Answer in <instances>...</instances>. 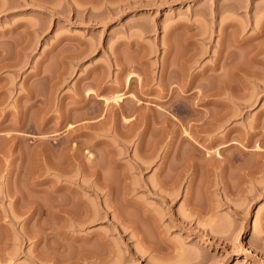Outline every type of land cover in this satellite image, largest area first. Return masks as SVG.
<instances>
[{
  "label": "rangeland",
  "instance_id": "374dc122",
  "mask_svg": "<svg viewBox=\"0 0 264 264\" xmlns=\"http://www.w3.org/2000/svg\"><path fill=\"white\" fill-rule=\"evenodd\" d=\"M230 61H237L233 64L238 67L232 64L231 69ZM219 62H228V67ZM241 67L244 72L239 74ZM225 82L230 86L219 90ZM263 84L264 0H0V264H264V184L250 198L253 190L246 192L250 183L239 180V172L230 166V158L249 162L257 156V144L264 148ZM169 89H174L170 98ZM122 92L128 94L122 101L110 98ZM80 94L83 102L78 103ZM98 96L111 101L104 104ZM131 99L141 102L143 109L137 112L150 115L147 120L151 109L164 107L171 120L165 126L169 132L179 127L178 140L193 120L200 128L205 113L222 114L213 116L218 119L212 132L191 130L199 146L193 152L197 163L193 186L185 168L177 194L175 188L160 187L162 175L175 171L174 163L167 170L166 165L160 167L159 155L155 158L157 150L167 148L170 135L165 134L155 153L148 154L157 123L139 145L136 131L143 126L131 128L134 134H129L126 121L111 116L122 107L130 108L127 116L135 114ZM185 106L198 110L189 115L182 110ZM244 128L247 133L241 131V136L251 134L248 143L237 138L238 129ZM86 135L90 140L103 138L111 149L107 143L91 148L99 173L119 188L117 177L124 168L107 167L108 152L114 150L127 173L122 182L134 187L129 194L154 216V221L143 219L135 206H121L123 214L137 221L140 232L122 229L113 213L76 223L68 217L49 219L31 216L25 208L19 211L25 202L20 208L10 193L26 189L38 167L47 168L46 175L56 183L74 185L72 177L81 180L85 172L78 170V163L70 164L79 168H70L63 178L55 168L65 155L73 156V161L87 158V147L78 150L74 145ZM180 142L172 150L180 147L184 155L193 151L187 140ZM46 154L55 163L59 154V166L50 156L45 160ZM168 155L167 163L174 160L173 152ZM139 161L144 165L141 170L135 167ZM180 165L185 167L187 161ZM29 169L35 171L32 176ZM157 187L165 188L169 200L150 189ZM79 191L92 208L103 206L105 193L98 198L92 189Z\"/></svg>",
  "mask_w": 264,
  "mask_h": 264
},
{
  "label": "bare ground",
  "instance_id": "6f19581e",
  "mask_svg": "<svg viewBox=\"0 0 264 264\" xmlns=\"http://www.w3.org/2000/svg\"><path fill=\"white\" fill-rule=\"evenodd\" d=\"M238 41V40H237ZM224 45V47L227 45V44H223ZM222 45V46H223ZM228 46H230V43L228 44ZM234 46H236V44H234ZM227 47V46H226ZM224 49H228V48H223L222 50H224ZM230 51H231V49H229ZM228 50V51H229ZM226 51V50H225ZM225 53V52H224ZM228 53V52H227ZM226 54V53H225ZM222 56L224 55V54H221ZM220 55V56H221ZM227 55H229V54H227ZM227 55H224V57L226 58V57H228V59H230V56H227ZM255 56V55H254ZM254 56H253V58H251L252 59V61H256L257 59H255V60H253L254 59ZM220 58H222V61L223 60H226L225 58L223 59V57H220ZM227 59V61H229ZM232 60V59H231ZM225 62V61H224ZM224 62H223V64L221 63V62H219L220 63V65H218V66H227L228 67V65H227V63L228 62H226V64L224 65ZM232 62V63H231ZM233 62H235V63H238L237 61H230V63L231 64H229V66L231 65L232 66V64H233ZM166 64V63H165ZM240 64V63H239ZM183 65V64H182ZM182 65L180 66V68L182 67ZM234 65V67H238L237 65L238 64H233ZM231 66H230V68H231ZM243 66V65H242ZM245 66V65H244ZM243 66V67H244ZM162 67V66H161ZM166 67H167V64H166ZM233 67V66H232ZM233 67V68H234ZM240 67V66H239ZM246 67H249V66H246ZM174 68H176V69H179V68H177V67H174ZM184 68V67H183ZM229 68V69H230ZM162 69V68H161ZM182 69V68H181ZM181 69H179V72L180 71H182ZM232 69V68H231ZM230 69V70H231ZM241 69H243L242 67L240 68V70L237 68V70L239 71V74H241V72L243 73L244 71V69L243 70H241ZM248 71H249V69H250V67H249V69L248 68H246ZM162 70H164V67H163V69ZM165 70H166V68H165ZM170 71L172 70L173 71V67L172 68H170L169 69ZM184 70H185V68H184ZM183 70V71H184ZM236 69L234 70V71H236V73H238V71H237ZM167 71V70H166ZM233 71V70H232ZM241 71V72H240ZM251 71V70H250ZM249 71V72H250ZM175 72H177V70L175 71ZM163 73H164V71H163ZM167 72H165V74H166ZM233 73H235V72H233ZM162 74V73H161ZM179 74V73H178ZM182 74L183 73H181V75H180V80H182L183 82H185V85L186 84H188V82H187V80H184L185 79V77L183 78V76L186 74L185 73V71H184V74H183V76H182ZM133 75V74H132ZM166 76V75H165ZM165 76H162V77H165ZM181 76H182V78L183 79H181ZM192 77V76H191ZM126 80H125V87L127 86V89H128V87H129V84H130V81H131V75H129L128 74V76L125 78ZM163 79V78H162ZM189 80V79H188ZM191 81V80H190ZM189 81V82H190ZM193 81V80H192ZM191 81V82H192ZM165 82V83H164ZM220 82H222V81H220ZM224 82V81H223ZM162 83L163 84H166V81H165V78H164V80L162 81ZM226 83V82H225ZM163 84H161V86L163 85ZM180 85L182 84V86L184 85V83H179ZM227 84H229V82L228 83H226V84H222L221 85V83H220V85H221V88L219 87V90L220 89H222V87H224L223 89H225V85H227ZM164 86V85H163ZM162 86V87H163ZM188 86V85H187ZM189 86H190V84H189ZM219 86V85H218ZM230 85H228L227 87H229ZM234 86V85H233ZM233 86H231L233 89H235ZM165 87H167V85L165 86ZM226 87V88H227ZM230 87V88H231ZM261 87H262V89H263V87H264V84L263 85H261ZM170 90V89H169ZM182 90V89H181ZM171 92H170V96H169V98L173 95V91H174V89L173 90H170ZM225 91V90H224ZM232 90L230 89V92H231ZM233 91H235V90H233ZM232 91V92H233ZM88 92V91H87ZM86 92V93H87ZM89 94H90V90H89V92L87 93V94H85V95H87V97H88V99H89V97H91V96H89ZM93 94V93H92ZM82 94H80L79 96H80V100H78V103H79V101H81L82 100V102H83V99L81 98L82 96H84V95H82ZM128 94H125V92H122V93H117L116 95H113V97H110L115 103L116 102H120V101H122L126 96H127ZM233 95H236V96H238V94H234L233 93ZM184 97H186L185 95H183ZM241 95H239V97H240ZM135 97V96H134ZM79 98V97H78ZM77 98V99H78ZM110 98H108V97H104V96H98V99L99 100H101V102L102 103H104V104H108L111 100H110ZM87 99V98H86ZM85 99V97H84V100H86ZM132 100V102L134 103L135 101L133 100V99H131ZM139 101V100H138ZM85 102V101H84ZM88 102V101H87ZM86 102V103H87ZM208 102H210V101H208ZM86 103H83V104H81L80 103V105H78V106H80V107H85V105H86ZM101 103V104H102ZM141 102L139 101L138 103H134V105H131L132 107H131V112H135V114L133 113L131 116H127L126 114H127V112H129L130 111V108H128V109H126V108H124V107H122V108H120V110H118V111H116V109H114L113 110V112L111 113L110 111H112V110H110L109 112H107V113H111V116H115V117H117L118 116V118H116V120L118 121V119H120V117L122 118V119H124L123 121H126V122H124L125 123V125H127L128 127H129V129H133L134 128V131H135V129H137L136 128V126H139L140 125V127L141 126H143L141 129H138V131H136L137 132V134H136V137H138V142H139V145L140 144H142V141H143V139H144V137H146V134H147V132L149 131V128L151 127V126H154L155 127V124L157 125V127L158 128H154V130H153V132L150 134V135H154L155 133L157 134V136H156V140H155V142L153 143V145H152V147H150V149H151V151L148 153V154H154L155 152H153V151H156L157 149H158V147H157V144L158 143H160V141L162 140V138L164 137V135L166 134V135H170L169 136V140H167L166 142L167 143H165L166 144V146H167V148H162V151L161 152H159L158 150H157V154H156V157L155 158H157V156L159 155V159H160V167H162V165H166L164 168L166 169L167 167H169L170 168V163H174L173 164V166H172V168H174L173 169V173L172 174H170L171 176H169V175H162L163 177L162 178H160L161 180V182H160V187H166V188H175L174 189V194H177L178 193V190H179V188L177 187V185H178V183H179V181H180V179L182 178V176H183V173H184V170H185V168L186 169H188L189 170V173H188V182H189V184L190 185H192V184H194L193 183V180H195V175H196V161H195V156H194V151H196L197 149H199L198 147V142H196V140H195V136L193 137L192 136V133H191V130L193 129V131L194 132H196L197 130H203V131H206L205 133H209V131H211V130H213L212 128H213V126L214 127H216V125H217V123H216V121L215 120H217L218 118H219V116H221V115H219L220 114V112L219 113H217L218 115V118L217 119H214V117L213 116H216V113H214V114H212V115H210V113L207 115L206 113L202 116V121H204V123H205V125L204 124H201V127H203V128H199V127H197L196 125H195V121L193 120V125L191 124V126H190V128H189V130H187L186 128L185 129H183V132H181V134H179V135H182V133H183V135L181 136V138L179 137V139L182 141V140H187L188 142V144H189V146L193 149V151L191 152V153H186L185 155L183 154V152L181 153V151H179L178 150V148H180V147H178V148H174V150H172V148H173V146L172 145H174V143L176 142L177 144L180 142V140H178L177 138L178 137H176V135H177V131H176V129H179V127L178 128H176V129H174V127H172V132H169V128H166V126L168 127L169 126V124L168 125H166L168 122H170L171 120L168 118V117H166L165 116V113L167 112V110H165L164 109V107H162V106H160V107H158L157 109H151L150 110V114H152V116H151V118L150 119H148L147 120V117H149V116H147V115H143V113L142 112H140L141 111V109H143V107L142 108H140L141 107V104H140ZM87 107V106H86ZM147 107V106H146ZM86 109V108H85ZM146 109V113L148 112V107L147 108H145ZM144 109V110H145ZM138 110H140L139 112L140 113H138L137 111ZM184 112H186L187 114H191L192 112H196L197 110H198V108L197 107H195V106H192V107H189V106H185V107H183V109H182ZM107 111H108V109H107ZM152 112V113H151ZM114 113V114H113ZM154 113V114H153ZM66 114V116H67V113H65ZM113 114V115H112ZM61 114H59V116H60ZM63 116H64V114H62ZM108 115H110V114H108ZM164 115V116H163ZM63 116H62V118H63ZM147 116V117H146ZM65 118V117H64ZM203 118H205V119H203ZM112 119H114V117L112 118ZM144 119H145V121H144ZM114 121H115V119H114ZM116 121V122H117ZM187 121V120H186ZM215 121V122H214ZM119 122V121H118ZM180 122H181V120H180ZM115 123V122H114ZM140 123H144L143 125H141ZM160 125H159V124ZM166 123V124H165ZM216 123V125H214ZM159 125V126H158ZM166 125V126H165ZM179 125V124H178ZM177 125V126H178ZM182 125V124H181ZM68 126L70 127V126H72V124H68ZM72 127H74V125L72 126ZM185 127V126H184ZM197 128H199V129H197ZM130 130L129 131V134H132L133 133V130ZM181 130V129H180ZM180 130H178V132L180 131ZM238 130H240L238 133H239V135H238V137L237 138H240V139H245V141L248 143L250 140H249V136H251V134L250 135H248V136H246V135H242L241 136V133L243 132L242 130H245V128L244 129H238ZM249 130V129H248ZM208 131V132H207ZM242 131V132H241ZM250 131V130H249ZM248 131V132H249ZM169 132V134H167V133ZM212 132V131H211ZM250 132H252V131H250ZM170 133H173V136H171L172 134H170ZM180 133V132H179ZM244 133H247V132H243V134ZM87 134V133H86ZM129 134H126L127 136H129ZM134 134V133H133ZM227 134V133H226ZM249 134V133H248ZM93 135V134H92ZM92 135H89L88 134V136L89 137H93ZM152 137V136H151ZM176 137V138H175ZM70 139L72 138V137H69ZM68 138V139H69ZM96 139L95 140H93L94 138H92V140H90L91 138H87V135H86V139H80V140H78V139H76V140H74L75 142H76V144H74V145H76V147H78V150H81V148L82 147H87V149L88 150H84L85 152L84 153H86L87 154V158H84V160L82 159V158H78L77 157V160H72V157L73 156H71V158L70 157H66L67 155H65V156H63V154H61V153H59V154H61V156H63V158H64V161H65V157H66V159H69L68 161H66L65 163H64V161L62 162H60V160H59V154H57L58 155V159H57V162L55 163V160H54V157H52L51 155H47V154H49V153H47L46 155H44L43 157H47V158H45V160L46 159H48V157H49V160H52L53 159V162L56 164V167H58L59 166V164L60 163H62V165L60 164V166L58 167V168H55L56 170H57V173H58V175L60 176V177H62L63 178V173H64V175H67V174H65L66 172L68 173V171H70L71 169L73 170L75 167H76V165L75 166H73V167H70V164H71V166L73 165L72 163L73 162H75L76 164L78 163V166L80 167H78L79 169L78 170H82L83 172H85V174H81L82 175V178H81V180L80 179H78V178H76V177H72L75 173H77V172H75L73 175H69V176H66L67 178L69 177H72L71 179L76 183V184H66L65 182L63 183V182H59L58 181V183H56L57 181H55V180H52L50 177H48L47 175H46V172L45 171H47L46 169L47 168H43V170L41 169V167H38V169L40 168V170H38L37 168L35 169L36 170V172L34 171V170H32L33 172H35L36 174H38L39 175V177H37V178H34L33 176H35V175H33V172L31 173V171H30V169L29 170H27V171H29L30 173H31V175L30 174H28L29 172H25V174H26V176H28V177H30V176H32V179L34 178V180H30L31 181V184H30V182H28V180L26 181V182H28V184L29 185H27L26 184V182L24 183V184H26V189H25V186H24V188L21 186V188H23V189H25V190H20V189H17L18 190V192L15 190H13L14 192L12 193L10 190V194L11 195H13V197H14V201L16 202V201H19V203L17 202V204H19V206H20V208H22V209H18L19 211H21L22 212V210L24 209L26 212H28L29 213V215H34V214H36L37 216H41V215H43V216H45V217H47V218H49V219H53V217L55 218V217H57V218H63V219H65V218H67L68 217V220H69V218L70 219H74L75 221H76V223L77 222H81V221H84V220H95V219H97V218H99V217H101V215L104 213V215H109L110 213H113L112 214V216H115V215H117L118 217H119V221H120V224H121V226H122V229L124 228V229H126V228H128V227H130V228H132V231H134L135 233H138V232H140L139 230H140V228H139V226H138V223H137V221L136 220H133L132 218H130L131 216H129V215H125V214H123L124 212L122 211L123 209V207L125 206V205H132L133 207L135 206V208L136 209H139V211H140V213H141V216H142V218L143 219H150V218H152V221H154L155 220V218H153L154 216H152L151 214H149V212H148V209L146 208V207H144L143 205H141L140 203H139V201H137V200H135V199H133L132 198V196L129 194V192L130 191H132V189L134 188H132V186H129V184L126 182V181H124V182H122L123 181V179L127 176V173H126V175H125V173H124V169H125V167L123 166V164L122 163H120V162H118L116 159H115V157H114V150H113V148H112V150L113 151H110L111 149L108 147V143L105 141H103L102 139H98V137L96 136L95 137ZM166 139H167V137H165ZM217 138V137H216ZM215 138V139H216ZM67 139V140H68ZM69 139V140H70ZM120 139V138H119ZM123 138H121V140L120 141H123L122 140ZM137 139V138H136ZM164 139V138H163ZM211 139V138H210ZM68 140V141H69ZM72 140H73V138H72ZM145 140V139H144ZM165 140V139H164ZM176 140V141H175ZM214 139H212V141H213ZM68 141H66V142H68ZM175 141V142H174ZM70 142V141H69ZM210 143H212L211 142V140L209 141ZM245 142V143H246ZM74 143V142H73ZM103 143H107V144H105L106 146H107V148H109L110 150H108L107 148H106V150H108V151H110L111 152V154L108 152V160L107 161H109L108 163L111 165V167H110V165L108 164L107 165V167L109 166V168H117V167H121V169L122 168H124V169H122L121 171H120V178H119V174H118V177H117V179H120V182L118 183L119 185H120V183H121V185L120 186H118L119 188L118 189H116V186H117V184L115 185V184H113L112 185V183H110L108 180H112V179H109V177H108V180L106 179V177H105V175H103L102 173V175L99 173L100 171H98V169H97V167H96V165L98 166V164H99V162H95L96 160L94 159V158H96V157H94V155L92 154L93 152H91L90 150H91V148L94 146L95 147V145L97 146L98 144L99 145H101V144H103ZM176 143H175V145H176ZM181 143V142H180ZM65 144H67V143H65ZM187 144V145H188ZM68 145V144H67ZM176 146H178V145H176ZM140 148H141V146H139ZM155 147H157L156 148V150L154 149ZM175 147V146H174ZM83 149V148H82ZM192 149H189V151L188 152H190V150H192ZM145 150V149H144ZM173 152V155H172V157H171V159L173 160V161H168V163L166 162L167 161V158H169L168 156V154H170L171 152ZM246 151V150H245ZM244 151V152H245ZM254 151L256 152V153H254V154H257V156L255 155V158L253 157L252 158V156L251 155H244L245 157H247V158H249L250 156V158L248 159L249 160V162H246V158L244 159H242V157H239V156H235V157H232V158H230V163H231V167H233L234 168V170L236 171V172H239L238 173V177H239V180L240 179H242L241 181H243V182H249L250 183V186H249V189L248 190H246V192L247 193H251L252 192V190H253V193H252V195H250V198H252L254 195H256L257 194V192L259 191V190H261V188H262V185L261 184H264V148H262L261 147V145L260 144H257L256 146H255V149H254ZM107 152V151H106ZM158 152L160 153V154H158ZM242 152H243V150H242ZM243 152V153H244ZM81 153V152H80ZM83 153V152H82ZM45 154V153H44ZM109 154H110V156H109ZM76 155L77 154H74V156H75V159H76ZM96 155V154H95ZM218 155V154H217ZM69 156H70V154H69ZM207 156V155H206ZM208 156H209V154H208ZM74 158V157H73ZM61 159V158H60ZM81 159V160H80ZM86 159V160H85ZM158 159V158H157ZM229 159V158H228ZM251 159V160H250ZM253 159V160H252ZM45 160H43V163H44V161ZM59 160V161H58ZM182 160H186L187 161V165H185V167L184 166H182V167H180L181 165H180V162L182 161ZM238 160V162H236ZM243 160V161H242ZM77 161V162H76ZM107 161H106V164H107ZM228 161V160H227ZM47 162H48V160H47ZM46 162V163H47ZM52 161L50 162L51 164H52V167L54 166V163H53ZM58 162H60V163H58ZM68 162V163H67ZM69 162H71V163H69ZM234 162H235V164H234ZM45 163V164H46ZM49 163V162H48ZM47 163V165L49 166H45V164H42V166L44 165L45 167H48L49 169L51 168L50 166H51V164L49 165ZM67 163V164H66ZM74 163V164H75ZM164 163H166V164H164ZM229 163V164H230ZM57 164H58V166H57ZM65 164V165H64ZM169 166H168V165ZM228 164V165H229ZM41 165V164H40ZM39 166V165H38ZM43 166V167H44ZM77 167H76V169H77ZM135 167L136 168H138L139 170H141V169H143L144 168V165H143V162H141V161H139V162H137V164L135 165ZM71 168V169H70ZM99 169H101L100 168V166L98 167ZM163 168V167H162ZM45 169V170H44ZM48 169V170H49ZM54 169V170H55ZM37 170H38V172H37ZM162 170V169H161ZM167 170H168V168H167ZM42 171H44L43 173L45 174H43V173H41ZM81 171V172H82ZM71 172V171H70ZM80 172V173H81ZM166 172V171H165ZM48 173V172H47ZM79 173V172H78ZM168 173V172H167ZM44 176H43V175ZM30 175V176H29ZM40 175H42V177H40ZM74 176H76V174L74 175ZM80 176V175H79ZM84 176V177H83ZM89 176H91V178H89ZM166 176V177H165ZM36 177V176H35ZM65 177V176H64ZM28 179V178H27ZM53 181H55V182H53ZM113 182H114V180H113ZM195 182V181H194ZM47 183V184H46ZM49 183V184H48ZM192 183V184H191ZM115 185V186H114ZM131 185V184H130ZM20 186H19V188H20ZM193 186V185H192ZM82 187H84V188H87V189H92L93 190V192L95 193V196L96 197H100V195L101 194H106V197L104 198V203H103V206H99V205H97L96 207H94V208H92L89 204H88V202L83 198V196H82V194H81V192L79 191V188H82ZM160 187H157V188H150L154 193H157L162 199H163V201H167V200H169L167 197H166V192H164V189L165 188H160ZM177 187V188H176ZM189 187V186H188ZM16 188H18V187H15V189ZM132 188V189H131ZM190 188H192V187H190ZM116 189V190H115ZM35 193H38V194H36L35 195ZM40 195H43V198L40 196ZM36 196H38V198L36 197ZM247 196H249V195H247ZM44 199L43 201H42V199ZM37 199H39V200H37ZM40 199H41V201H40ZM21 202H25L24 204V206H22L21 207V205H23V203H21ZM21 203V204H20ZM98 203H100V201L98 200ZM18 205H17V207H19ZM121 206H123V207H121ZM16 210H17V208H16ZM17 210V211H18ZM234 211H235V213H237L238 211L234 208ZM123 212V213H122ZM51 217V218H50ZM62 219V220H63ZM154 219V220H153ZM66 220V219H65ZM74 220H72L73 222H74ZM71 221V220H70ZM143 236H142V234H141V236H139V240L140 241H143Z\"/></svg>",
  "mask_w": 264,
  "mask_h": 264
}]
</instances>
